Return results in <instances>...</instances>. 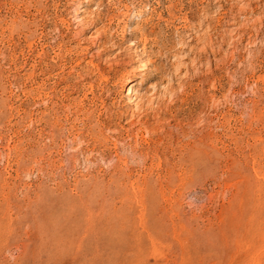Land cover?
<instances>
[{
    "label": "rangeland",
    "instance_id": "rangeland-1",
    "mask_svg": "<svg viewBox=\"0 0 264 264\" xmlns=\"http://www.w3.org/2000/svg\"><path fill=\"white\" fill-rule=\"evenodd\" d=\"M0 264H264V0H0Z\"/></svg>",
    "mask_w": 264,
    "mask_h": 264
},
{
    "label": "bare ground",
    "instance_id": "bare-ground-1",
    "mask_svg": "<svg viewBox=\"0 0 264 264\" xmlns=\"http://www.w3.org/2000/svg\"><path fill=\"white\" fill-rule=\"evenodd\" d=\"M132 86H133V83H129V89L127 91V97H130L132 95Z\"/></svg>",
    "mask_w": 264,
    "mask_h": 264
}]
</instances>
